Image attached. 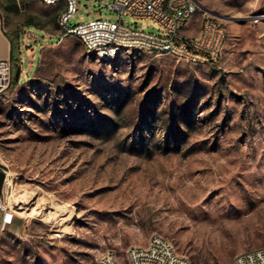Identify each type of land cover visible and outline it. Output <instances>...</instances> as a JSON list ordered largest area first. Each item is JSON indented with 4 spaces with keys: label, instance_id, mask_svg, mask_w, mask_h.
<instances>
[{
    "label": "rangeland",
    "instance_id": "374dc122",
    "mask_svg": "<svg viewBox=\"0 0 264 264\" xmlns=\"http://www.w3.org/2000/svg\"><path fill=\"white\" fill-rule=\"evenodd\" d=\"M245 1L213 9L236 18L217 64L101 60L74 35L23 48L19 82L13 70L0 91V166L34 227L1 239L0 264H99L154 234L190 264L264 246V5ZM89 5L71 23L96 18Z\"/></svg>",
    "mask_w": 264,
    "mask_h": 264
},
{
    "label": "built area",
    "instance_id": "2783aa9c",
    "mask_svg": "<svg viewBox=\"0 0 264 264\" xmlns=\"http://www.w3.org/2000/svg\"><path fill=\"white\" fill-rule=\"evenodd\" d=\"M46 4L66 3L59 26L62 35L76 36L87 52L101 60H114L122 54L147 52L156 56H170L179 61L197 65L220 63L224 57L229 30L225 20L202 10L199 32L194 36L185 33L191 18L199 11L196 0H101L98 6L116 13L115 19L104 16L86 22L71 23L78 13L79 0H41ZM126 17L151 19L160 32L145 30L126 22ZM10 59L0 60V91L9 83L12 74ZM3 168L0 167V171ZM6 172L3 191L0 193V211L4 223L13 221L15 210L9 205V174ZM57 231L56 235L61 236ZM99 264H190L178 253L174 244L161 234H154L146 245L130 246L121 258L113 249L103 251ZM228 264H264V246L238 253Z\"/></svg>",
    "mask_w": 264,
    "mask_h": 264
},
{
    "label": "crops",
    "instance_id": "0c3cea01",
    "mask_svg": "<svg viewBox=\"0 0 264 264\" xmlns=\"http://www.w3.org/2000/svg\"><path fill=\"white\" fill-rule=\"evenodd\" d=\"M100 1L79 0V4H92L88 8H96L94 11L98 15L97 17H100L103 16L102 8L98 6ZM196 1L199 3L200 9L207 8L212 11H215L213 9L219 7L216 4L221 2V0ZM263 3L264 0H246L244 4L248 8H252L264 5ZM65 8L66 3L64 1L46 4L41 0H0V60L10 59L13 42L18 43L22 58L21 51L27 46L30 47L29 50L32 49L31 51L35 53L36 45L30 43L32 40L35 42L41 40L39 44V49H41L43 43L62 38L59 19ZM201 22L202 12L199 10L189 21L185 33L189 36L196 35L200 30ZM33 224L32 221L18 214L14 215L11 223H4L3 213L0 211V242L7 234L22 236L26 232L32 231Z\"/></svg>",
    "mask_w": 264,
    "mask_h": 264
},
{
    "label": "trees",
    "instance_id": "16d2710c",
    "mask_svg": "<svg viewBox=\"0 0 264 264\" xmlns=\"http://www.w3.org/2000/svg\"><path fill=\"white\" fill-rule=\"evenodd\" d=\"M18 43L17 42H13L12 43V48H11V56H10V60H11V63H12V69L14 71H16L19 67H22V58L20 56V52H19V49H18ZM19 82V79H17L15 77V75L12 77V80L10 81L9 85L12 87V86H15L17 85V83Z\"/></svg>",
    "mask_w": 264,
    "mask_h": 264
},
{
    "label": "water",
    "instance_id": "95a60500",
    "mask_svg": "<svg viewBox=\"0 0 264 264\" xmlns=\"http://www.w3.org/2000/svg\"><path fill=\"white\" fill-rule=\"evenodd\" d=\"M204 10H206L207 12H209V13L213 14L214 16L221 18L223 20H235L236 19L235 17L228 16V15H222L218 12L212 11V10L207 9V8H204ZM262 17H264V16H261V15L254 16V18H262ZM20 72H21V67H19L15 71V77L17 79L19 78ZM5 178H6V172L1 170L0 171V193L3 191Z\"/></svg>",
    "mask_w": 264,
    "mask_h": 264
},
{
    "label": "bare ground",
    "instance_id": "6f19581e",
    "mask_svg": "<svg viewBox=\"0 0 264 264\" xmlns=\"http://www.w3.org/2000/svg\"><path fill=\"white\" fill-rule=\"evenodd\" d=\"M32 211H34V210L32 209Z\"/></svg>",
    "mask_w": 264,
    "mask_h": 264
}]
</instances>
